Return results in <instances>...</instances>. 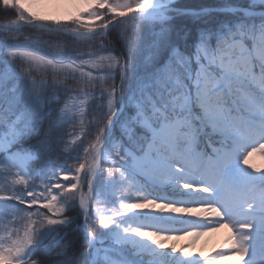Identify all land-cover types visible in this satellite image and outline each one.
<instances>
[{"label":"snow or ice","instance_id":"6c2138e0","mask_svg":"<svg viewBox=\"0 0 264 264\" xmlns=\"http://www.w3.org/2000/svg\"><path fill=\"white\" fill-rule=\"evenodd\" d=\"M35 2L2 0L18 21L66 34L81 46L51 59L24 53L53 71L51 82L16 71L0 54L6 66L0 71V158L9 174L20 169L14 183L26 186L0 194V230L7 233L0 235V264H216L229 255L264 264V172L244 166L249 149L264 145V0H220L199 9L176 8L177 0H90L94 9L54 27L42 24L46 17L30 6ZM179 17L198 22L195 32L177 27ZM129 30L135 39L114 55L108 33ZM97 86L99 92L90 91ZM49 89L53 98L57 90L75 91L96 101L88 122L95 143L83 149L92 163L79 162L71 179L67 161L49 163V145L59 138ZM34 153L43 158L38 174ZM105 159L111 160L106 177L99 167ZM105 188L111 204L123 188L134 190L135 202L121 192L114 218L100 214L102 230H90L93 203H109L101 196ZM77 202V216H66ZM190 205L200 206L193 216L174 215L192 213ZM21 220L28 221L22 236L8 226ZM218 228H230L232 241L207 259L166 244V233L199 238Z\"/></svg>","mask_w":264,"mask_h":264},{"label":"trees","instance_id":"16d2710c","mask_svg":"<svg viewBox=\"0 0 264 264\" xmlns=\"http://www.w3.org/2000/svg\"><path fill=\"white\" fill-rule=\"evenodd\" d=\"M220 0H177V3L174 7L180 8H187V9H199L205 7L209 4L219 3ZM236 2L243 3L244 0H236ZM17 17V14L14 9H5L2 0H0V20H5L6 18ZM9 20V19H8ZM174 23L177 27L181 25L187 26L192 28L193 33L195 32L196 27L198 26V22L194 23L191 17H179L177 18ZM71 24V21L68 23ZM72 27H76L73 25ZM135 39L134 33L129 30L127 33L112 31L108 33V40L112 41L110 48H115L116 51L113 53L114 55H119V51L121 50L122 46L124 45L125 41H133ZM91 43V42H89ZM3 45H7V47H3ZM77 46H81V42L75 41L74 38L69 36H64L58 33H49L44 31H37L33 29H21V30H1L0 29V54H2L3 59L9 60L11 63L12 68L16 71L20 72L22 70H26L31 73V79H35L37 82L41 80L51 82L54 78L53 72H46L37 67L35 62L30 60L28 57L24 55L25 52H35L38 55H45L46 58L51 59L54 53L61 52L63 50L64 55L68 54H75V49ZM87 50V49H86ZM95 50V49H94ZM49 52V54H48ZM10 53H15L14 56H10ZM102 54H107L104 52ZM60 57H57L59 59ZM65 63L67 61L65 60ZM6 66L3 63H0V71H3ZM87 71H92L96 73L95 69H90L85 67ZM56 79L63 80L62 75L56 76ZM64 84L72 89H76L81 87L79 81L76 80H64ZM15 83V82H13ZM116 83H119L117 79ZM23 87V85H19ZM99 86L90 91L99 92ZM53 92L52 89L48 90L49 98L53 99L54 102L52 107L54 112L57 116V126L59 128L58 137H53L49 148L52 152V155L56 156V162L58 161H67V167L75 169L78 166L79 162L86 163L88 161L84 159V152L83 149L87 148L89 145L95 143V135L96 132L93 129L90 130L88 122L93 119L91 112L95 108L96 101L93 98L85 95H77L75 91L73 92H63L57 90V95L53 98L51 93ZM81 102L84 104L83 113L80 111ZM65 105L67 108L65 109ZM106 105V101H105ZM64 109V111H61ZM106 111V107L104 109ZM83 120V124L81 121ZM81 136V139L79 137ZM83 141V143H81ZM35 143V142H33ZM17 147H20L19 142H17ZM33 154V159L37 161L36 164H33L32 167L37 170V174L40 171V168L43 167V158L42 156H35ZM79 156V161L77 157ZM90 156V155H89ZM88 156V157H89ZM50 164L53 161L50 160ZM111 165L110 159H105L102 162V167L105 173V177L107 176V170ZM66 167V165H65ZM58 170V169H55ZM74 173L70 174L71 176ZM24 179L28 180L29 183L32 182L34 177L26 176ZM37 186L40 185V181H36ZM102 185V182H101ZM26 186H22L19 184H12L7 185L6 181L0 177V189L4 191L0 192L2 195H9L11 194V188H24ZM39 190V188L37 189ZM121 192L124 193V199L127 200L128 196H132V201L135 202V195L134 190L131 189H120L116 193V203L111 204V197L109 195V190L105 188L101 192V196L107 202H94L92 208L90 210L89 220V228L90 230H102L98 216L100 214H104L109 222L111 221V216L113 214V209L119 206L120 194ZM11 204L12 202H7ZM24 207V205H21ZM97 209L100 211L97 212ZM35 210V209H33ZM42 212H46V210L41 208ZM77 212H79L78 202H77V209L72 212H66V216L76 217ZM51 215V213H48ZM28 223L27 220H21L16 225L9 224L10 228L15 227L19 234L23 235V229ZM77 223H81L80 218L77 219ZM75 228V225H73ZM3 235H7V233L2 232ZM63 235V233L61 234ZM79 235H82L79 234ZM53 246H55V242H53ZM35 259V257H33Z\"/></svg>","mask_w":264,"mask_h":264},{"label":"rangeland","instance_id":"374dc122","mask_svg":"<svg viewBox=\"0 0 264 264\" xmlns=\"http://www.w3.org/2000/svg\"><path fill=\"white\" fill-rule=\"evenodd\" d=\"M32 10L37 14L51 19L53 23L60 20L62 22H69L70 19L75 18L81 12L91 10L95 8V5L85 0H36L35 3L30 5ZM180 8V6L178 7ZM38 65H41L37 62ZM43 69L51 70L46 66H40ZM1 150V149H0ZM248 163L244 165L253 172H264V145H258L256 149H249V154L247 156ZM0 166L3 168H8L7 162L0 159ZM13 171L11 178L15 177L18 173L16 168L11 169ZM193 210V205H190ZM155 209H153L154 211ZM178 213L174 215H180L184 217L193 216L192 213ZM174 227H182L180 225H175ZM154 230V229H148ZM191 231V229H189ZM171 236V239L166 241L169 246L178 247L179 245H184L183 250L190 251L193 256H198L200 259H207L209 256L215 254L216 251L225 248L232 241L233 232L230 228H218L216 231L201 235L199 238L194 235L187 233H166ZM213 234V235H212ZM222 234L224 236H222ZM216 236V237H214ZM181 248V249H182ZM182 255V253H179ZM261 255L259 249L254 251V258L258 259ZM216 264H243L242 259L236 255L226 256L223 260H217Z\"/></svg>","mask_w":264,"mask_h":264},{"label":"water","instance_id":"95a60500","mask_svg":"<svg viewBox=\"0 0 264 264\" xmlns=\"http://www.w3.org/2000/svg\"><path fill=\"white\" fill-rule=\"evenodd\" d=\"M21 24H23V23H21ZM25 25L26 26H29V27H33L32 25H30L28 23H26ZM18 26H19V24H17V23H15V24H8V25H2V24H0V27L1 28H12V29H14V28H17Z\"/></svg>","mask_w":264,"mask_h":264}]
</instances>
